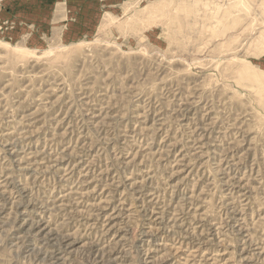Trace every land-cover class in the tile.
<instances>
[{
  "label": "rangeland",
  "instance_id": "obj_1",
  "mask_svg": "<svg viewBox=\"0 0 264 264\" xmlns=\"http://www.w3.org/2000/svg\"><path fill=\"white\" fill-rule=\"evenodd\" d=\"M0 264H264V0H0Z\"/></svg>",
  "mask_w": 264,
  "mask_h": 264
}]
</instances>
